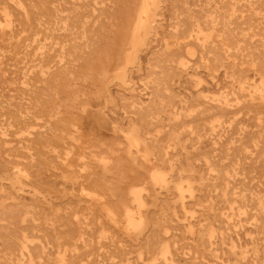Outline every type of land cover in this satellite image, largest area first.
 <instances>
[{
    "label": "rangeland",
    "instance_id": "rangeland-1",
    "mask_svg": "<svg viewBox=\"0 0 264 264\" xmlns=\"http://www.w3.org/2000/svg\"><path fill=\"white\" fill-rule=\"evenodd\" d=\"M0 70V264H264V0H0Z\"/></svg>",
    "mask_w": 264,
    "mask_h": 264
},
{
    "label": "bare ground",
    "instance_id": "bare-ground-1",
    "mask_svg": "<svg viewBox=\"0 0 264 264\" xmlns=\"http://www.w3.org/2000/svg\"><path fill=\"white\" fill-rule=\"evenodd\" d=\"M127 1V0H125ZM232 1V0H231ZM90 2V1H89ZM97 2V1H96ZM104 2V1H103ZM205 2V1H204ZM148 4L145 5L146 8H143L142 10L139 11L138 14V22L140 25L143 24H149V14L152 12V8L148 7ZM82 5V4H81ZM230 8V7H229ZM220 9V8H219ZM222 9H224L222 7ZM237 9V8H236ZM226 10V9H225ZM172 11V10H171ZM227 11V10H226ZM225 11V12H226ZM236 12V10H234ZM125 12V11H124ZM174 12V11H173ZM229 12V11H228ZM232 12V11H231ZM239 12V11H238ZM237 12V13H238ZM198 13V12H197ZM230 13V12H229ZM224 14V12H223ZM239 14V13H238ZM221 15V14H220ZM219 15V16H220ZM226 15V13H225ZM230 15V14H229ZM227 15V17H229ZM233 15V13H232ZM231 15V16H232ZM224 16V15H223ZM225 17V16H224ZM234 17V16H233ZM238 17V16H237ZM241 19V17H238ZM219 19V18H218ZM221 19V18H220ZM227 19V18H226ZM230 19V17H229ZM234 19V22L232 21ZM231 21L233 22L231 25H235V19L238 20L237 18H233ZM224 21V19L222 18ZM229 20V21H230ZM226 21V20H225ZM222 22V21H221ZM220 22V23H221ZM219 23V24H220ZM224 23V22H223ZM231 23V22H230ZM226 24V22H225ZM224 24V25H225ZM217 25V24H216ZM222 25V23H221ZM228 25V24H227ZM229 24L228 26L231 27ZM240 25V24H239ZM244 25H246L244 23ZM56 26V25H55ZM242 26V25H241ZM247 26V25H246ZM244 26V27H246ZM222 27V26H221ZM226 27V25H225ZM250 27V25H249ZM67 28V27H66ZM227 28V27H226ZM238 28V27H237ZM242 28V27H241ZM253 30V29H252ZM213 31V30H212ZM246 31V30H244ZM211 32V31H210ZM209 32V33H210ZM237 32V31H236ZM248 32V31H247ZM205 33V32H203ZM201 33V34H203ZM221 33V32H220ZM245 33V32H244ZM249 33V32H248ZM223 33H221L222 35ZM228 34V33H227ZM233 34V33H232ZM243 34V33H242ZM216 35V33H215ZM211 36V35H210ZM229 36V35H228ZM246 36V35H245ZM198 37V36H197ZM218 37V36H217ZM220 37V36H219ZM247 37V36H246ZM141 38V37H140ZM238 38H245V37H238ZM190 39V38H189ZM194 39V38H193ZM218 39V38H217ZM198 40V39H197ZM203 40V39H202ZM208 41V39H206ZM213 40V39H211ZM223 40V39H222ZM252 40V39H251ZM200 41V39L198 40ZM243 41L240 42V44ZM201 43V42H200ZM189 44V43H188ZM206 44V42H205ZM208 44V43H207ZM203 45V44H202ZM197 46V45H196ZM201 48V46H200ZM205 49V48H204ZM243 49V48H242ZM206 50V49H205ZM128 52V51H127ZM127 54V53H126ZM125 54V55H126ZM202 55V54H201ZM203 56V55H202ZM142 59V58H141ZM238 60V59H236ZM141 68V67H140ZM123 70V69H121ZM2 71V70H0ZM262 79V78H261ZM221 80V79H220ZM247 80V79H246ZM255 79H253L254 81ZM223 83V81H221ZM220 83V82H219ZM218 83V84H219ZM216 84V85H218ZM247 85V84H246ZM223 86V85H222ZM244 86V85H242ZM234 92V91H233ZM263 92V91H262ZM227 97V96H226ZM208 98V97H206ZM262 98V97H261ZM260 101V100H259ZM240 105V104H239ZM245 112V111H244ZM226 112L224 113V115ZM204 119V118H203ZM197 120V119H196ZM194 132V131H193ZM3 133V132H2ZM4 134V133H3ZM31 134V133H30ZM221 134V133H220ZM132 135V134H131ZM141 143V142H140ZM146 154V153H144ZM222 157V156H221ZM107 161V160H106ZM219 161V159H218ZM103 162V161H102ZM105 162V161H104ZM232 162V161H231ZM230 162V163H231ZM105 164V163H104ZM228 165V164H227ZM107 166V165H106ZM236 166V165H235ZM257 171V170H255ZM216 188H217V193L219 196L222 197H227L228 198V203H229V214H227L229 217V221L231 220L234 221L236 216H243L247 221L252 222L255 226L256 229L260 226V224L264 223V168H260L258 173L255 174L257 177H253V181L250 178L247 180V176L245 173L243 174L241 171L238 169L234 170H223V168H217L216 169ZM29 180V179H28ZM182 186V185H180ZM215 186V185H214ZM225 189H227V192H225ZM135 199V198H134ZM226 199V198H225ZM184 206V205H183ZM185 208V207H184ZM221 208V207H220ZM219 214V213H218ZM225 215V214H224ZM136 216V215H135ZM220 217H223V213H220ZM240 217V219H241ZM238 221V220H235ZM228 224V223H227ZM226 224V225H227ZM253 229V228H252ZM264 229V228H263ZM258 230V229H257ZM237 234V233H236ZM234 242V241H233ZM203 244V243H202ZM255 243H253L254 245ZM241 245V244H240ZM155 262V261H153ZM154 264V263H152Z\"/></svg>",
    "mask_w": 264,
    "mask_h": 264
}]
</instances>
